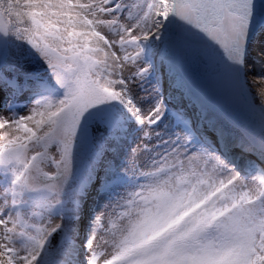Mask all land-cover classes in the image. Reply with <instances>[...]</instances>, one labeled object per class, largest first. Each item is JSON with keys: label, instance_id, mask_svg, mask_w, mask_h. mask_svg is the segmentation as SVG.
I'll list each match as a JSON object with an SVG mask.
<instances>
[{"label": "snow or ice", "instance_id": "1", "mask_svg": "<svg viewBox=\"0 0 264 264\" xmlns=\"http://www.w3.org/2000/svg\"><path fill=\"white\" fill-rule=\"evenodd\" d=\"M0 264H264V0H0Z\"/></svg>", "mask_w": 264, "mask_h": 264}]
</instances>
